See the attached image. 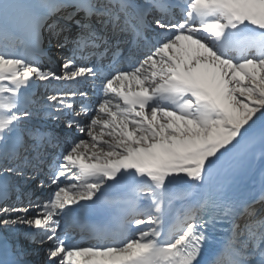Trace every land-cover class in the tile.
I'll use <instances>...</instances> for the list:
<instances>
[{
	"label": "snow or ice",
	"instance_id": "6c2138e0",
	"mask_svg": "<svg viewBox=\"0 0 264 264\" xmlns=\"http://www.w3.org/2000/svg\"><path fill=\"white\" fill-rule=\"evenodd\" d=\"M0 264H264V0H0Z\"/></svg>",
	"mask_w": 264,
	"mask_h": 264
}]
</instances>
